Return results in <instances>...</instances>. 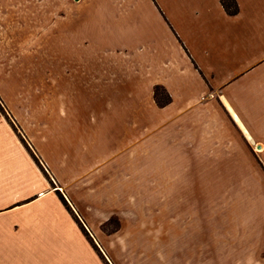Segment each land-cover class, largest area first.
<instances>
[{"label":"crops","instance_id":"crops-1","mask_svg":"<svg viewBox=\"0 0 264 264\" xmlns=\"http://www.w3.org/2000/svg\"><path fill=\"white\" fill-rule=\"evenodd\" d=\"M235 2L0 0L39 161L0 110V264H264V0Z\"/></svg>","mask_w":264,"mask_h":264},{"label":"trees","instance_id":"trees-1","mask_svg":"<svg viewBox=\"0 0 264 264\" xmlns=\"http://www.w3.org/2000/svg\"><path fill=\"white\" fill-rule=\"evenodd\" d=\"M222 5L224 6L225 10L230 14V15H235L237 14L238 12V6H237V3L235 2V0H222ZM155 96H156V99H157V102L160 106H164L165 104L169 103L171 101V98L169 97V95L165 94V92L160 89V88H157L156 91H155ZM0 110L1 112L6 116V118L8 119V121L12 124V122L10 121L5 109L1 106L0 104ZM27 144V143H26ZM33 157L35 158L36 162L39 164V161L36 159L35 155L33 154ZM66 203V202H65ZM113 220L110 221V223H112ZM114 223L117 224V226L119 225L118 224V221L116 219H114ZM81 227L83 228L84 231L85 228L82 226L81 224ZM105 230H107V228L105 227ZM109 232V231H108ZM110 233V232H109ZM87 235L89 236V234L87 233ZM91 239V238H90ZM91 241L93 242V240L91 239ZM96 249V247H95ZM97 250V249H96ZM98 251V250H97Z\"/></svg>","mask_w":264,"mask_h":264},{"label":"rangeland","instance_id":"rangeland-1","mask_svg":"<svg viewBox=\"0 0 264 264\" xmlns=\"http://www.w3.org/2000/svg\"><path fill=\"white\" fill-rule=\"evenodd\" d=\"M0 104H1V106L5 109V111H6V113H7V110H6V108H5V106L3 105V103H2V101L0 100ZM7 115H8V113H7ZM8 117H9V115H8ZM9 119H10V117H9ZM10 121L12 122V127L14 128V130L16 131V133L20 136V138H21V140L23 141V143H24V145L26 146V148L30 151V153L32 154V156H33V154H34V152L31 150V148H30V146L28 145V143L24 140V138L22 137V134H21V132L19 131V128L17 127V125L14 123V121L13 120H11L10 119ZM27 143V144H26ZM35 155V154H34ZM36 157V156H35ZM35 159V158H34ZM36 159H37V157H36ZM38 160V159H37ZM44 170V169H43ZM119 229V226H117V224H115L114 223V218H113V222L111 223V225L110 226H108V228H107V230H105L106 232H110L111 234L112 233H114V232H116L117 230ZM92 240H93V242H92V244L94 245V247H96V249L98 250V252H99V254L100 255H102L103 254V251L100 249V247H99V245L97 244V242L95 241V239H93V237H90Z\"/></svg>","mask_w":264,"mask_h":264},{"label":"bare ground","instance_id":"bare-ground-1","mask_svg":"<svg viewBox=\"0 0 264 264\" xmlns=\"http://www.w3.org/2000/svg\"><path fill=\"white\" fill-rule=\"evenodd\" d=\"M262 149V148H261ZM263 150V149H262Z\"/></svg>","mask_w":264,"mask_h":264}]
</instances>
